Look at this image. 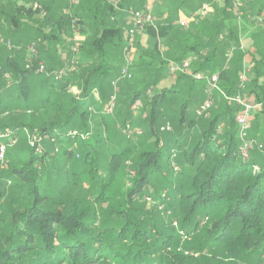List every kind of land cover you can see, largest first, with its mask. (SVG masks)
<instances>
[{"label": "trees", "instance_id": "trees-1", "mask_svg": "<svg viewBox=\"0 0 264 264\" xmlns=\"http://www.w3.org/2000/svg\"><path fill=\"white\" fill-rule=\"evenodd\" d=\"M0 1V35L5 40L0 45V135L11 134L0 138L7 149L0 162V264H223L222 259L228 264H245L246 259H264V107L250 119L247 138L255 147L247 158L240 154L244 141L236 122L240 112L236 104L215 91L209 116L197 113L208 98L206 77L211 75L218 76L226 95L245 97L244 92H248L256 94V102L245 97L247 100L264 104V90L257 86L264 59L256 62L250 80L240 82L246 66L239 40L242 30H247L249 16L239 21L233 0L222 4L214 0H160L162 4L170 1L172 6L169 17L163 19L159 10L157 15L162 19L145 30L153 42L148 51L152 61L148 63L142 56L133 59L130 68L146 69L160 55L158 71L167 64L168 74L171 63H182L194 53L198 60L192 63L191 74L176 75V85L170 89L158 87L164 78L161 72L145 91L134 90L129 107L141 103L146 114L136 122L139 129L133 122L132 127L125 123L114 128L115 142L119 136L130 143L109 156L100 149L113 144V137L108 136L107 128L104 133L97 131L96 124L106 126V112L113 117L116 103L109 99L111 104L107 105L109 101L100 95L104 83L113 77L114 63L126 65L131 26L130 21L128 29L104 24L146 5L141 0H96L89 10L80 6L83 15L79 20L63 15L57 24L70 36L77 23L87 18L101 27L90 41L73 51V58L63 62L50 45H55L57 35L49 32L44 36L40 30L19 34L29 29L28 21L45 13L44 0H28L30 5L13 11ZM249 2L251 9L257 8L256 13L264 9V0ZM36 3L41 8L35 9ZM206 3H212L220 16L204 27L210 29V37L205 43L186 46L172 62H164L160 45L166 43V54L176 55L183 38L184 29L176 24L180 11L188 8L191 13ZM225 16H235V26L226 24ZM204 19L192 24L190 30ZM253 38L257 41V34ZM110 47L118 49L113 63ZM232 48L228 60L227 51ZM261 50L257 48L258 53ZM41 65L44 72L39 70ZM196 73L203 79H196ZM36 81L46 92L38 104V93L33 91ZM73 87L78 88V94ZM186 88L189 99L181 104L173 124L176 137L169 138L173 129L168 131L157 118L164 116L166 106L172 109ZM94 92L99 93L103 106L91 110ZM201 96L202 102L190 111V103ZM87 104L85 110L80 109ZM145 132L149 139L144 140ZM187 133L191 138L183 141ZM19 138L23 144H17ZM78 144L82 145L79 152L75 150ZM126 175L131 179L129 185L115 191ZM160 182L165 184L162 188ZM148 202L156 205L147 209ZM169 202L172 213L168 222L159 218L158 206ZM175 221L181 223L186 237L193 236L191 245L187 241L182 245L185 235L176 232Z\"/></svg>", "mask_w": 264, "mask_h": 264}, {"label": "crops", "instance_id": "crops-1", "mask_svg": "<svg viewBox=\"0 0 264 264\" xmlns=\"http://www.w3.org/2000/svg\"><path fill=\"white\" fill-rule=\"evenodd\" d=\"M96 0H86L83 2V4L80 2V0H76V4L73 5L71 4L70 0H44L45 4H43L45 7H43V12L38 14L34 17L33 22L30 20L28 21L29 23V29L27 30H20L21 35L25 34H36L37 31L40 32L42 31L41 35H46L49 32H52V35H57L58 37L55 40V45L52 46V48L57 49V54L59 59L61 58L63 62H67L69 59L73 58L71 57V52L75 51L77 52L84 43L87 41H90L91 37L99 30L97 24L95 23L94 20L91 19H86L83 23L80 25V29L77 32L73 33V36L69 35L66 30V28H61L57 22L58 20L63 16V15H70L71 17L75 18V20H79L80 15H83L82 13H79L80 6L83 5L85 10H89L92 8L94 5V2ZM242 2V8L240 10H236L238 12L237 19L241 21L242 18H244L246 15L249 16L248 22L249 24L247 25V30H242V34L240 35V49L244 53V62H245V69L248 70L247 78H250L253 76V67L255 66L257 61H260L264 59V9L261 10V12L256 13V9H251L250 8V2L249 0H240ZM4 8H7L9 11H13L14 8L26 5L28 3L27 0H3ZM143 5H149L152 9L154 18L156 20L158 16L157 14L160 13L158 12L159 10L163 13L162 15L165 16V13H167V16L165 18L170 16V11L169 8L172 6V3L170 1H167L166 3L160 2V0H141V4ZM247 3V4H246ZM31 3L27 4L30 5ZM222 4V3H220ZM0 6H1V1H0ZM41 6V5H40ZM163 6V7H162ZM234 6V5H233ZM235 7V6H234ZM122 11V10H121ZM125 13H127V10H123ZM124 15H118V17L115 18V21L113 23H110L109 21L106 22L104 25L106 27L118 29V27L123 26L124 29H128V24L130 23V12ZM130 13V14H129ZM253 13V14H252ZM190 14V10L187 8L185 10H181L179 13V19L186 17ZM215 17H219L216 15V12L214 9H212L205 19L203 20V23L195 29L190 30L189 29H184V31L181 32L183 35V38L180 40V44H178L177 53L180 54L186 46H193L197 45L198 43H205L207 39L211 35V31L209 28H204L206 24L210 23V21H213ZM223 17V16H222ZM233 17L235 16H225L226 18V24L234 25L237 22V19H234ZM21 18V16H20ZM22 19V18H21ZM25 20V19H22ZM27 21V20H26ZM129 22V23H128ZM126 23V24H125ZM7 30H9L8 25L6 26ZM15 27V25L13 26ZM182 29V30H183ZM190 30V31H189ZM102 31V30H101ZM127 31V30H126ZM2 33V32H1ZM103 33V31H102ZM115 33V32H113ZM112 33V34H113ZM257 34L258 40L255 41V38L253 36ZM51 35V36H52ZM128 35V34H127ZM126 32L124 34L125 39L127 38ZM53 37V36H52ZM223 39V37H221ZM133 43L130 44V42L127 44L130 46V51L133 54V59H140V57L143 56L147 60L148 63L152 61V56H150V51L151 49V39L146 33H138L135 38L133 39ZM166 44V43H165ZM125 45V46H127ZM153 45V44H152ZM72 47V48H71ZM167 51H168V46H166ZM261 48V52L258 53L257 48ZM78 48V49H77ZM66 52V54H64ZM134 55L136 58H134ZM196 54H192L190 58H193L198 60ZM109 56L110 62H116L118 59V49L116 47L109 48ZM57 57V58H58ZM78 59V56L76 57ZM231 60V59H230ZM155 62V61H154ZM115 64V63H114ZM123 62L121 64L122 68ZM121 68L119 70V73H121ZM191 71H194V68L190 69ZM200 74V73H199ZM174 85H176V78L173 77L171 74H167L166 77L162 78L161 81L159 82L158 87L161 89H170ZM257 86L259 90H264V65H261V72L258 75V81H257ZM248 94V92H244L245 97H250L251 101L256 102V94H251V96ZM250 100V99H249ZM261 104V109H263L264 104L261 102H258Z\"/></svg>", "mask_w": 264, "mask_h": 264}, {"label": "rangeland", "instance_id": "rangeland-1", "mask_svg": "<svg viewBox=\"0 0 264 264\" xmlns=\"http://www.w3.org/2000/svg\"><path fill=\"white\" fill-rule=\"evenodd\" d=\"M70 1H71V4H73V5L76 4V0H70ZM198 3H199V1L197 3H194V4L197 5ZM37 5H39V4H37V3L35 4V7H34L35 9L41 8L40 6L38 8ZM167 13L168 12L165 13V16H167ZM162 16H163V19H164L165 16L164 15H162ZM159 19H162V17H157L156 16V22L159 21ZM75 22H77V21H75ZM80 25H81V23H79V22L76 25V27H77L76 31L77 32L80 29ZM27 26L29 27V24H27ZM152 44H153V42L151 41V49H153V45ZM166 46L167 45L165 43H162L160 45L159 49L161 51V55L164 56V59H163L164 62H166V63H167V61L172 62L173 60L176 59L175 57L178 55V53L176 55H168V54H166L167 53L166 52L167 49H165V48H167ZM72 53L73 52H71V54ZM64 54H66V52ZM155 58H156L155 64H153L152 66H150V67H148L146 69H141V68H139L137 66L136 67L134 66V67L130 68L129 73L132 76L131 79H123V78H121V73H119V70L121 68V64L122 63H120V61H117L114 64V68L112 69L113 77H111L112 79H109L107 82L104 83L103 88H102V92H101V95H100L101 98L103 99V101L105 99H106V102L109 101V99L113 103L115 101L116 106H115L114 116L111 117L106 112V116H105L106 126H104V127L102 126L101 127L100 124H96L97 131H99V132L101 131V132L104 133V131H106V128H107L108 136H110L111 138L113 137V140H112L113 144H111V145L104 144V147H102L100 149V153L101 154H104V155L108 154V156H109L113 152L121 151L120 149H123L121 147H124V146H126V145H128L130 143L129 140H126L125 138L121 139V138H119V136H118V141H121V142H118V141L115 142L114 128L116 126L119 127V126H122L123 124L127 123V125L129 127H132V126H134V124H132L130 122H133V123H135V127L137 129L140 128L136 124V122L137 121L139 122L142 119L143 115L146 114V110H145L144 105L141 104V103H137L133 108H130L129 107L130 106V96L132 95L134 90L137 91V90L141 89L142 91H145L150 85H152L155 81H157V78H158V76H159V74L161 72H162L161 73V78L167 76L168 68H165V66L167 64H165L164 69L161 70V72H160V71H158V68L161 67V56L159 55L158 57H155ZM67 66H68V68H72L70 65H67ZM123 67H124V65H122V68ZM173 77L176 78L177 76H173ZM130 86H132L131 89H129ZM33 89H34L33 91H35V93H38V97L35 100V103L38 104L39 101H40L39 99L41 98V96L43 94H46V92H45V89H44L43 86H41V85L38 86V81H36V83H34ZM72 90H74L73 92L75 94H78V88L77 87H76V89H75V87H73ZM98 94H99L98 92H94V94L91 95L93 98H95V100L92 99V101H91L90 105H91V107H93V108H91V110L92 109L96 110V109H99V108H101L103 106L101 101L98 100ZM150 95H152V94H150ZM188 99H189V90H188V88H186V89L182 90V93L180 95V100L174 101L175 103H174V106L171 107L172 109L167 110L168 106H166V108H165L166 110L165 111H167V112L164 114V116L159 115L158 118H157L156 122L158 124H161L162 126H165V127L166 126H170L173 129L172 130L173 132H171L168 135L169 138H175L176 137V135H174L175 134V126L174 125L176 124V121H177V119L179 117V113H180L179 109H180L181 104L185 100H188ZM202 100H203V96L197 97L196 99H194V102L190 103V106H189L190 107V111H195L196 108L198 107V105L202 102ZM110 101H109V103L107 105L111 104ZM107 105H105L104 108H106ZM88 106L89 105L87 104L85 107H80V109L81 110L82 109L85 110ZM92 117H95V114H92ZM126 120H128V122ZM202 122H205V120H202ZM199 126L201 127V125H199ZM102 128H103V130H102ZM144 136H145L144 140L149 139V138L146 137V136H149L147 134V132L144 133ZM186 137L189 138V139L191 138L189 136V134L187 133V134H184L182 140L184 141V139ZM21 138H19L18 142L16 140L15 143L17 142V144H20V143L23 144L24 142H22ZM91 142L95 143V140L92 139ZM69 143H70V145H73V139L72 138L69 141ZM80 143H82V142H80ZM78 145L79 146L77 148H75L76 151L79 150V147L82 148L81 144H78ZM173 150H174V153H178L177 152L178 150L174 146H173ZM165 154H166V150L163 151V156H165ZM83 155H84V153H83ZM8 160L9 159L7 157V159H6L5 163H4V168L5 169L7 168V161ZM168 170L171 172V168L168 169ZM129 181H131L129 176L128 175L124 176V179H121L118 182V186L115 187V191H119L120 189L123 190L126 185H129L128 184ZM164 185L165 184L163 182H160V184H158V186L160 188H162ZM169 204H171V203L169 202V203L162 204V205L158 206V210L160 211L159 212L160 213V217L159 218H162V219H165V220L167 219L168 222L171 220V213H172V205L170 207ZM145 205H146L147 209H151L152 206L156 205V204L154 202L153 203L152 202H150V203L148 202ZM0 216H2L1 215V208H0ZM175 222H176V224H174V228H175L176 232L181 234V235H185L184 236V240H183L184 242L182 243V245H186V243H185L186 241L188 242V245H191V243L194 242L193 236H191V237L189 236V238L186 237L185 231H183V229L181 228V223H179L178 221H175ZM185 237L188 238V239H186ZM222 262H223V264H228L226 259H222ZM243 263H245V264H264V259H262L260 261L246 259L245 261H243Z\"/></svg>", "mask_w": 264, "mask_h": 264}, {"label": "built area", "instance_id": "built-area-1", "mask_svg": "<svg viewBox=\"0 0 264 264\" xmlns=\"http://www.w3.org/2000/svg\"><path fill=\"white\" fill-rule=\"evenodd\" d=\"M224 0H214L216 3H223ZM233 5L235 6L236 10H240L242 8V2L240 0H233ZM213 9L212 3H206L203 4L200 8H198L196 11L191 12L188 16L183 17L179 19L176 24L181 26L184 29H189L192 24H198L202 19H204L207 14ZM156 22L153 14L152 9L149 5H147L143 10L140 11H132L130 15V30H129V36H130V44L133 43V39L138 33H144L146 28L149 26L154 25ZM5 40L0 36V44H4ZM128 50V49H126ZM31 51L35 53V49L31 48ZM234 48L229 49L227 51V58L228 60L231 59L233 54ZM196 60L193 58H188L184 60L182 63H171L170 65V74L173 76H176L177 74H191L190 67L192 63ZM125 67L123 71L121 72V78L123 79H131L132 76L129 73V69L132 66L133 63V56L131 55V52L129 50L128 53L125 55ZM40 72H44L45 68L43 65L40 66ZM65 71H62L61 74H65ZM247 74L248 70L245 69L244 72L240 76V82L241 84H244L247 82ZM196 79H203V76L201 74H194L193 75ZM209 83V90H208V98L207 100L200 106L197 113L199 116L208 117L210 114V110L212 109L214 105L212 94L215 91L220 92L225 99L233 104H236L240 112L236 118V122L239 125L240 128V136L243 139V144L240 147V154L242 157L247 158L249 156V153L251 150L254 149L255 143L250 141L247 138V132L250 128V119L252 115L256 112H258L261 109V104L254 103L249 100H247L242 95H236V96H229L226 95L223 91H221L219 87V78L217 75H211L209 77H206ZM167 130L170 131V126L167 127ZM10 137L11 134L7 133L5 135H0V138L3 137ZM13 143H15V140H13ZM262 148V145L260 146ZM6 145L0 144V162L4 161L5 155H6ZM151 201V200H149ZM176 224V223H175Z\"/></svg>", "mask_w": 264, "mask_h": 264}]
</instances>
